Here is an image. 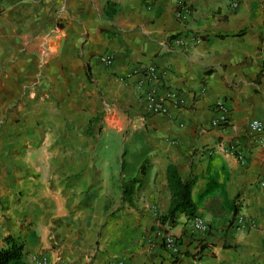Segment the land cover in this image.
Returning <instances> with one entry per match:
<instances>
[{
  "label": "crops",
  "instance_id": "0c3cea01",
  "mask_svg": "<svg viewBox=\"0 0 264 264\" xmlns=\"http://www.w3.org/2000/svg\"><path fill=\"white\" fill-rule=\"evenodd\" d=\"M151 90L173 93L165 114H146ZM251 121L264 126V0H0V249L17 239L23 264H264ZM168 165L196 207L172 226Z\"/></svg>",
  "mask_w": 264,
  "mask_h": 264
},
{
  "label": "built area",
  "instance_id": "2783aa9c",
  "mask_svg": "<svg viewBox=\"0 0 264 264\" xmlns=\"http://www.w3.org/2000/svg\"><path fill=\"white\" fill-rule=\"evenodd\" d=\"M189 13V10L186 8L185 5H182V9L176 14V16L180 19H184L186 15ZM175 44L181 45L180 39L174 40ZM100 60L104 66H109L112 63L111 57L109 56H101ZM147 71L151 78H155V69L153 67H148ZM128 77V75L125 76V78ZM122 80L124 78H121ZM174 98L173 93L166 92L163 95H157L155 93V90H151L147 93H145L144 96V106L146 114H165L166 108L165 103L167 101H170ZM216 109L218 111V116L212 120L211 125L214 127H220L226 123V114L225 110L222 107L220 103L216 104ZM247 128L254 133H261L264 130V126L260 121H251L247 124ZM234 224L236 226V229H243L245 228V221L243 220L242 216H237L234 219ZM191 228L196 233H206L208 230V224L207 222L202 219L200 216H193L191 219ZM156 235L159 237L161 246L165 250L168 259L170 262H173L174 259L182 254V249L180 244L176 241V239L166 232L165 230H161V232L156 233ZM26 264H50L47 257L44 255H38L34 258H32L28 263ZM121 264V263H118Z\"/></svg>",
  "mask_w": 264,
  "mask_h": 264
},
{
  "label": "trees",
  "instance_id": "16d2710c",
  "mask_svg": "<svg viewBox=\"0 0 264 264\" xmlns=\"http://www.w3.org/2000/svg\"><path fill=\"white\" fill-rule=\"evenodd\" d=\"M87 70V68H86ZM143 161L140 164L138 173L130 180L122 184V195L130 197L133 193V186L141 182L144 176ZM166 183L170 192L169 207L164 216H161L160 223H167L172 226L177 215L192 216L196 207L193 203L190 193L194 180L181 182L175 168L171 165L167 166ZM4 247L0 249V264H23L22 263V243L11 236L3 238Z\"/></svg>",
  "mask_w": 264,
  "mask_h": 264
},
{
  "label": "rangeland",
  "instance_id": "374dc122",
  "mask_svg": "<svg viewBox=\"0 0 264 264\" xmlns=\"http://www.w3.org/2000/svg\"><path fill=\"white\" fill-rule=\"evenodd\" d=\"M121 159V157L118 158V160Z\"/></svg>",
  "mask_w": 264,
  "mask_h": 264
}]
</instances>
